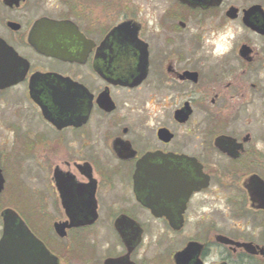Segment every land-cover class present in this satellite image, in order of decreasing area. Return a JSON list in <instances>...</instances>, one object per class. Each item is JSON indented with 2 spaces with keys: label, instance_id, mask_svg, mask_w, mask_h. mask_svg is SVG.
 <instances>
[{
  "label": "flooded vegetation",
  "instance_id": "af4514ba",
  "mask_svg": "<svg viewBox=\"0 0 264 264\" xmlns=\"http://www.w3.org/2000/svg\"><path fill=\"white\" fill-rule=\"evenodd\" d=\"M212 1L0 0L8 264H264V0ZM213 19L262 41L209 58Z\"/></svg>",
  "mask_w": 264,
  "mask_h": 264
},
{
  "label": "rangeland",
  "instance_id": "374dc122",
  "mask_svg": "<svg viewBox=\"0 0 264 264\" xmlns=\"http://www.w3.org/2000/svg\"><path fill=\"white\" fill-rule=\"evenodd\" d=\"M233 2L236 5L239 6H247L252 4V2H261V0H228V2ZM202 46L203 50L205 51V54L207 57L215 59L219 58L223 55V53L230 54L233 50V46L236 45L237 42H244V41H253L256 42L262 41L260 38H255L244 26V24L239 22H228L224 23L223 25L219 24V19H213L208 20L204 27L202 28ZM262 77L260 74L257 76V81L259 78ZM263 78V77H262ZM7 95H11L15 99V106L16 108L18 106H21L22 108H29L28 102L25 98L24 92H22L19 88H14L12 91L6 93L5 95H0V125L1 121H4L3 117V110L2 107V100L3 102H6ZM260 105L259 102V95L256 96V105ZM263 104V102H262ZM1 131V129H0ZM24 147V142H20L16 145L15 150L13 153L21 152L22 148ZM1 148H9L8 144L6 143H0V149ZM16 154V153H15ZM32 176V187L31 190H36L37 193H40V187L42 185V174L37 171L36 169L31 174ZM15 200H20L21 197L15 194L14 197Z\"/></svg>",
  "mask_w": 264,
  "mask_h": 264
},
{
  "label": "water",
  "instance_id": "95a60500",
  "mask_svg": "<svg viewBox=\"0 0 264 264\" xmlns=\"http://www.w3.org/2000/svg\"><path fill=\"white\" fill-rule=\"evenodd\" d=\"M222 0H213L212 5H218L221 3ZM238 9L235 7H232V9L229 10L228 14L231 17H235ZM257 13L264 14L263 7L259 4L253 5V7H249L244 11V21L245 24L252 28L253 31L256 30V32H259L261 34H264V24H259L257 22L253 21V16H255ZM4 47V44L1 43L0 50L2 51ZM5 48V47H4ZM2 53V52H1ZM0 53V89H4V87H9L11 85H15L22 77L23 74H25V71L20 70L21 64L18 62V59H15V61L8 62L4 58V55ZM240 55L247 57L249 55V47L247 45H243L240 49ZM12 60V59H11ZM27 64V63H26ZM2 190V186H0V191ZM12 211L7 210L5 217L7 222L12 217ZM8 233V231H7ZM10 238H6L2 241L0 244V258L3 261V264H8L9 258L11 255L9 254V242ZM20 256H22V252H17Z\"/></svg>",
  "mask_w": 264,
  "mask_h": 264
},
{
  "label": "clouds",
  "instance_id": "9594fccd",
  "mask_svg": "<svg viewBox=\"0 0 264 264\" xmlns=\"http://www.w3.org/2000/svg\"><path fill=\"white\" fill-rule=\"evenodd\" d=\"M257 147L260 148L261 146L258 144Z\"/></svg>",
  "mask_w": 264,
  "mask_h": 264
}]
</instances>
